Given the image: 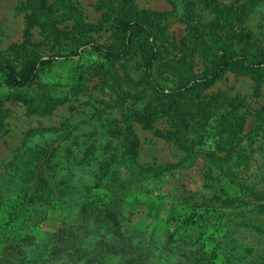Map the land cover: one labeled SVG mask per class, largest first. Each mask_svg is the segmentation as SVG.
<instances>
[{
    "label": "rangeland",
    "instance_id": "1",
    "mask_svg": "<svg viewBox=\"0 0 264 264\" xmlns=\"http://www.w3.org/2000/svg\"><path fill=\"white\" fill-rule=\"evenodd\" d=\"M46 9L59 31L106 49L119 46L109 26L116 16L146 12L159 49L153 73L164 87L204 75L221 52L253 60L264 48V0H47ZM69 51L48 37L36 0H0V60L22 72L34 56ZM145 56L137 35L118 62L103 64L85 51L77 60L41 67L23 88L9 86L0 71V181L17 163L54 153L56 175L70 173L76 183L91 185V173L103 161L104 176L110 171L132 189L124 199L130 226L161 240L173 229L171 221L184 215L195 222L182 226L188 237L207 244L223 237L218 257L264 264V79L255 92L248 75L226 72L200 99L182 96L177 102L188 111L184 129L147 89ZM227 172L240 173L250 203L243 219L221 222L211 211H228ZM126 184L116 190L123 193ZM197 208L204 212L195 217ZM64 209L50 206L46 221L32 231L35 243L59 227ZM4 220L0 212V224ZM184 249L191 250L190 243ZM161 254V264H175Z\"/></svg>",
    "mask_w": 264,
    "mask_h": 264
},
{
    "label": "trees",
    "instance_id": "2",
    "mask_svg": "<svg viewBox=\"0 0 264 264\" xmlns=\"http://www.w3.org/2000/svg\"><path fill=\"white\" fill-rule=\"evenodd\" d=\"M46 2L36 0V11L45 19L47 35L54 42L63 41L70 51L68 54L34 56L22 72L17 71L9 61L0 60V71L4 73L9 86H28L36 79L41 67L77 60L85 51L95 54L103 64L118 62L129 54L132 39L138 35L146 48L143 70L145 85L154 97L167 103L166 114L175 125L185 129L188 111L177 102L182 96L191 94L200 99V92L226 72L248 75L255 84V92L264 79L262 48L253 60L243 53L229 57L221 52L204 75L186 79L173 87L161 86L153 73L159 49L150 25L151 19L146 12L130 11L116 16L109 26L118 36L119 46L106 49L91 38L59 31L55 18L46 9ZM37 151L42 150L37 148ZM53 155L46 153V157L37 163L34 159L17 163L14 171L0 181V212L5 216L0 224V264H50L62 260L68 264H161V253L168 255L165 260H175V264H237L231 261L230 255L217 256L218 247L225 249L223 237L219 236L218 241L209 244L205 239L200 241L196 237H188V231L182 226L191 227L195 222H188L189 218L184 215L171 221L173 229L161 240L135 229L127 219L129 209L124 199L132 189L130 191L126 181L110 175V171L104 176L105 169L102 167L107 165L102 166V161L99 164L102 167L98 165V169L91 173L94 180L91 185L76 183L78 180L71 178L70 173L55 174L59 169L53 163ZM226 175L232 178L223 190L226 192L223 202L227 203L228 211L223 212L222 208L211 211L216 214L215 220L221 222L222 217H229L225 222L237 220V217L243 219L250 203L246 199L249 189L240 173L227 172ZM55 176L60 179L57 181ZM104 177L105 181L102 180ZM122 184H126L123 193L116 190ZM55 205L65 207L60 225L37 244L32 231L40 228L46 221L48 209ZM203 212L204 209L197 208L193 214L197 217ZM187 243H190L191 250L184 249Z\"/></svg>",
    "mask_w": 264,
    "mask_h": 264
}]
</instances>
